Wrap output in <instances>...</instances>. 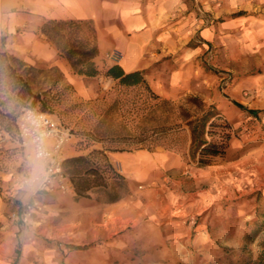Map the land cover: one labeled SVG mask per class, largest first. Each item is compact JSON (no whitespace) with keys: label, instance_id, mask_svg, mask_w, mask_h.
I'll return each instance as SVG.
<instances>
[{"label":"rangeland","instance_id":"374dc122","mask_svg":"<svg viewBox=\"0 0 264 264\" xmlns=\"http://www.w3.org/2000/svg\"><path fill=\"white\" fill-rule=\"evenodd\" d=\"M251 11L255 17L264 13L256 4ZM237 13L215 20L205 14L202 17L204 25L214 24L218 28L213 42L203 43L196 37L186 51L167 54L142 71L158 99H153L144 87L117 84L96 99H83L71 86L61 83L56 72L37 67L22 69L11 57L0 56V135L5 137L0 141V171L22 176L29 188L28 199L11 211L9 220L19 226L20 231L27 230L35 219L41 221L50 233L43 238L44 246L51 248L49 246L53 245L60 256L59 264H64L63 259L69 254L76 255L77 263L90 257L95 264H257L264 249V204L258 190L238 191L234 197L184 219L173 215L170 221L169 215L153 218L150 214L159 209L157 201L161 195L156 189L175 186L171 179L178 188L194 190L198 186L195 171L205 168L197 165V155L191 158L190 133L182 120L184 112L198 117L208 106L215 108L218 116L214 123L227 127L209 129L207 124L205 131L211 134H205L204 139L216 143L227 134L228 149H231L228 161L260 151L264 146V115L253 117L233 104L240 103L246 109L264 105V42H254L250 46L252 37L245 33L251 29L245 28L242 19L241 23L238 21ZM171 76L175 77L174 82ZM150 78L152 82L148 81ZM24 81L33 93L48 100L50 116L73 135L65 146L64 159L73 157L71 153L87 156L92 151H104L113 173L122 175L119 167L109 159V153L115 149L129 153L127 151L149 147L150 151L162 149L179 156L182 166L177 168L176 175L166 172L152 182L140 181L134 186V202L131 199L133 188L127 181L130 195L117 210L105 209L100 203L105 195L98 188L90 196L77 198L67 177L69 188L65 190L60 189L59 180L43 185L44 164L17 144L18 117L25 110L40 107L38 103L31 106V102H27ZM189 99H197L205 107L194 106ZM114 101L118 106L112 110V117L102 121V115ZM5 115H9L8 118ZM174 125L183 127V132H174L160 141L148 139L141 145L134 143L141 134L150 137L155 129ZM100 133H112L120 138L105 137L99 141L95 135ZM169 139L175 144L171 150L161 146ZM93 159L100 174H105L100 156ZM113 176L109 175L108 189L120 194L122 188ZM27 206L31 207L32 214L23 223L20 215ZM121 210L128 213V217L125 216L107 238L100 237L96 224ZM137 212L139 215L135 217ZM73 223L85 227L80 228L84 237L95 233L96 239L73 242L69 228ZM20 248V244L16 245L15 251L20 252ZM103 248L106 249L105 261L99 259Z\"/></svg>","mask_w":264,"mask_h":264},{"label":"crops","instance_id":"0c3cea01","mask_svg":"<svg viewBox=\"0 0 264 264\" xmlns=\"http://www.w3.org/2000/svg\"><path fill=\"white\" fill-rule=\"evenodd\" d=\"M253 4L264 12V0H0V53L17 61L22 69L37 67L56 72L59 81L71 86L79 97L96 99L117 83L104 75L115 65L126 74L144 71L167 54L186 51L196 37L203 43L213 42L218 28L214 24L204 25L205 14L215 20L238 12L235 16L238 21L242 19L245 28L251 29L245 33L252 37L250 46L264 42V13L255 17L251 11ZM91 49L96 51L90 61L98 74L87 77L75 73L71 62L76 56L67 52ZM113 54L116 59L112 58ZM242 107L247 114L249 110L259 111L256 116L250 114L253 117L264 115V105L254 109ZM230 152L229 148L224 156L214 158L211 165L196 169L198 186L194 190L178 188L171 179L175 186L156 189L161 197L157 201L159 209L150 212L152 217L166 214L170 221L173 215L184 219L244 190H258L264 204V146L235 161H228ZM109 159L132 186V202L136 200L134 186L140 181L152 182L166 172L176 175L177 168L182 166L179 156L162 149L109 153ZM28 189L22 176L0 171V264H59L60 256L53 245L44 246L43 238L50 233L41 221L35 219L27 230L20 231L9 220L11 211L28 199ZM123 201L104 204L105 209L117 210ZM126 214L121 210L96 224L100 228L99 236L111 235ZM138 215L137 212L135 217ZM81 226L79 223L69 226L72 241H94L97 235L89 233L84 237ZM18 244L20 252L15 251ZM103 249L101 261L107 258ZM75 257L69 254L63 259L64 264H95L90 257L77 263Z\"/></svg>","mask_w":264,"mask_h":264},{"label":"trees","instance_id":"16d2710c","mask_svg":"<svg viewBox=\"0 0 264 264\" xmlns=\"http://www.w3.org/2000/svg\"><path fill=\"white\" fill-rule=\"evenodd\" d=\"M67 54L70 56H76L75 60H73L72 66L75 70V73L85 75L87 77H94L98 74V71L94 67L93 63L90 61L95 55L96 51L95 49H91L89 51H80V50H71L68 51ZM0 56L6 57L4 53H0ZM31 69V68H29ZM105 77L111 78L114 81H117V85L120 87H144L145 90L150 94L153 99H158V96L155 95L151 89L148 86V83L145 79L144 73L142 71H136L132 73H124L123 70L115 65L111 68H109L105 73ZM23 86L25 88V95L27 102H31V106H35L36 103L39 104V109L31 108L33 111L37 113H44L48 114V100L41 96L39 93H33L30 85L24 81ZM189 102H191L194 106H203L205 107L201 102H199L197 99H189ZM235 105L243 109L242 105L235 103ZM118 106V102L114 101L104 112L102 115V121L106 120L107 118L112 117V110L114 107ZM184 112V111H183ZM248 114H251L253 116H256L259 114V111L256 110H249ZM9 115H5V117L8 118ZM218 114L216 113V110L212 106H208L205 111H203L202 115L196 117L195 115H191L190 113L184 112L182 114V120L185 121V127L189 129L190 133V140H191V147H190V153L191 158L195 159L196 155L198 156L197 165L199 167H206L211 165L212 160L217 157H221L224 155L225 151L229 147V136L227 134H223L221 136L220 142H211L206 141L204 139V135H210L211 131H205V128L208 125L209 129H212L216 126L223 127V130L226 129V125H220L214 123V119L216 120ZM193 118V119H191ZM100 120V122H102ZM99 122V123H100ZM184 128L179 126H173V127H167L166 129L158 128L152 131L150 137H145L142 134L134 141L135 145H141L142 143L147 142L148 139H150V142H155L157 140L160 141L161 138L165 137L167 138V135H171L174 132H183ZM170 133V134H169ZM101 134V135H100ZM96 134L95 137L98 138V140H104L105 137H114V138H120V135H114L112 133H109L108 135H105L104 133ZM172 136V135H171ZM121 138L124 139V136ZM159 146V145H156ZM165 149L171 150L174 144L173 139H169V142L165 145H161ZM137 149V148H136ZM148 151H150V148H147ZM124 152L122 149L120 150H113L112 153H121ZM131 152V151H127ZM96 155L100 156L102 159V167H104L105 174H100L98 165L94 162V159ZM113 168L111 167L108 157L106 156V152L104 151H92L87 156H78V157H70L67 159H64L62 162V174L63 176L68 178V182L71 184V187L73 189V192L77 198L80 197H87L88 195L94 193L93 190L95 189H101L104 192L105 199L100 201L102 204H114L117 203L123 199H125L127 196L130 195V190L127 185V180L124 179L122 175H117L116 173H113ZM113 174L117 180H118V186L122 188V191L120 194H113L108 189V179L110 180L109 175ZM104 175H107L105 177ZM87 178V179H86ZM257 264H264V249L262 253L259 256L258 263Z\"/></svg>","mask_w":264,"mask_h":264},{"label":"built area","instance_id":"2783aa9c","mask_svg":"<svg viewBox=\"0 0 264 264\" xmlns=\"http://www.w3.org/2000/svg\"><path fill=\"white\" fill-rule=\"evenodd\" d=\"M112 58H117L116 54ZM17 144L28 149L30 154L44 164L45 178L42 184H51L54 180L61 182L60 189L68 188L67 180L62 174L64 149L73 135L48 114L25 110L16 122ZM0 135V141L4 140ZM32 214L30 206L23 209L21 221L26 223Z\"/></svg>","mask_w":264,"mask_h":264}]
</instances>
